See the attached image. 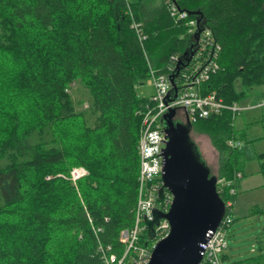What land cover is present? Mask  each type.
Segmentation results:
<instances>
[{
    "label": "trees",
    "instance_id": "trees-1",
    "mask_svg": "<svg viewBox=\"0 0 264 264\" xmlns=\"http://www.w3.org/2000/svg\"><path fill=\"white\" fill-rule=\"evenodd\" d=\"M173 1L187 20L166 0H131L140 40L126 0H0V264H102L100 244L121 252L138 200L148 100L138 87L150 68L169 73L191 51L189 21L221 45V70L207 84L219 98L238 103L264 88V0ZM77 81L89 96L83 111L69 93ZM235 121L224 111L191 124L218 152V179L243 177L229 145ZM80 166L89 175L75 183ZM252 213L264 220V209ZM149 241L145 233L141 244ZM223 261L264 264V243L253 257Z\"/></svg>",
    "mask_w": 264,
    "mask_h": 264
},
{
    "label": "built area",
    "instance_id": "built-area-1",
    "mask_svg": "<svg viewBox=\"0 0 264 264\" xmlns=\"http://www.w3.org/2000/svg\"><path fill=\"white\" fill-rule=\"evenodd\" d=\"M170 6H174L170 4ZM187 17V15L185 14ZM184 16V17H185ZM132 18V27L143 40L142 24ZM194 25V22H191ZM203 39L199 42L196 56L192 64L179 79L180 89L177 96L169 101L170 83L167 75H155L152 71L155 93L146 105L142 114L143 126L140 133V162L141 169L138 178V200L135 209V218L132 227L121 232L120 242L123 245L121 252L115 251L113 246H99L102 264H148L155 245L143 246L141 239L147 233L146 221L153 220V211L160 210L168 213L173 202V196L165 189L164 198H159V192L164 187V149L166 137L161 125L162 116L171 108H185L192 122L206 119L212 115L220 114L224 110L231 111L234 115L240 111L236 104H226L222 98H218L216 92L204 93L203 84L208 82L212 75L217 73V63L221 46L213 33L205 31ZM233 146V143H230ZM241 147V144L237 145ZM84 168H75L71 172L73 181H77L87 175ZM241 175L237 174V178ZM219 179L217 192L224 196L226 214L215 231L208 234L205 244H202V264H224L223 258L229 249V229L233 224V211L238 194V179ZM96 233H102L101 226L93 227ZM170 224L162 219L155 226V240L158 242L168 236Z\"/></svg>",
    "mask_w": 264,
    "mask_h": 264
},
{
    "label": "water",
    "instance_id": "water-1",
    "mask_svg": "<svg viewBox=\"0 0 264 264\" xmlns=\"http://www.w3.org/2000/svg\"><path fill=\"white\" fill-rule=\"evenodd\" d=\"M194 54L195 51L186 53L184 61L177 65L176 73L171 76L173 87L175 78ZM175 114L176 111L171 110L164 116L168 142L163 153L164 187L159 192V198L163 199L167 189L173 202L168 213L155 209L153 220L146 221L150 240H155V226L162 219L169 222L170 232L156 243L148 264H202V244L226 214L225 202L217 192V176L212 175L206 162L196 153L189 132L185 133L183 126L174 122Z\"/></svg>",
    "mask_w": 264,
    "mask_h": 264
},
{
    "label": "rangeland",
    "instance_id": "rangeland-1",
    "mask_svg": "<svg viewBox=\"0 0 264 264\" xmlns=\"http://www.w3.org/2000/svg\"><path fill=\"white\" fill-rule=\"evenodd\" d=\"M150 72H151V68H150ZM235 88L237 91L241 89V84L239 80L236 81ZM153 91H154L153 81L150 75L146 84L138 87V94L141 98H145L150 96L153 93ZM69 93L72 95L74 101L76 102L78 111H83L87 109L88 107L87 100L89 96L87 90L80 81H77L71 86V88L69 89ZM239 102H238V106L240 107V109H242L241 113H243V111L246 108H250V107L244 108L243 105ZM242 102H244V100ZM258 102H259V104L257 105L258 107L264 105V100H258L257 103ZM260 110H262L264 113V107L260 108ZM240 118L238 119V121L240 120ZM236 124L238 125V123ZM256 132L262 133V126L258 128ZM190 138L191 141L199 148L203 160L210 168L212 175L217 176L218 174L217 172L219 169V156L212 147L208 135L201 134L198 131L192 130L190 133ZM256 150L257 152L262 151L260 147H257ZM261 165L262 168H264V163ZM76 168H84L88 173V170L85 167L80 166ZM88 175L89 173L85 177L77 180L76 182L86 178ZM69 178L72 180L71 174ZM240 181L241 180H239V182ZM257 208L264 209V188L259 189L254 193L253 192L248 194H243L242 192L240 193L239 203L233 213L234 221L229 229V237H228L229 249L227 250L226 253L231 257L232 261L245 260L247 258L259 254L260 252V246L262 243H264V235H263L264 220L262 216L254 215L252 213ZM156 243H157L156 240L149 241L148 246L151 247Z\"/></svg>",
    "mask_w": 264,
    "mask_h": 264
},
{
    "label": "crops",
    "instance_id": "crops-1",
    "mask_svg": "<svg viewBox=\"0 0 264 264\" xmlns=\"http://www.w3.org/2000/svg\"><path fill=\"white\" fill-rule=\"evenodd\" d=\"M235 91L241 93L243 91L242 86L239 91L235 88ZM243 100L244 102H242ZM258 100H264L263 87L255 88L250 93H246L239 102L244 108H250H246L235 121L234 129L236 138L241 142L239 150L241 154V172L243 177L238 183V195L234 210L239 203V195L241 192L243 194L254 193L264 188V168H262L261 165L264 163V113L260 110L264 105L258 107ZM239 118L240 120L238 121ZM236 123H238V125ZM261 126L262 133H257L256 130ZM257 147H260L262 151L257 152Z\"/></svg>",
    "mask_w": 264,
    "mask_h": 264
},
{
    "label": "bare ground",
    "instance_id": "bare-ground-1",
    "mask_svg": "<svg viewBox=\"0 0 264 264\" xmlns=\"http://www.w3.org/2000/svg\"><path fill=\"white\" fill-rule=\"evenodd\" d=\"M167 1V4H168V7H169V11H170V14H171V16L176 20V21H185V20H187L188 19V17H189V15H188V13L187 12H185V11H181L180 10V8L178 7V5L173 1V0H166ZM126 2H127V4H128V14L130 15V18L131 17H133V19L135 20V21H137V22H139L138 20H136V18H135V16H134V13H133V11L131 10V0H126ZM170 4H173L174 6H170ZM185 14L187 15V17L185 16ZM185 16V17H184ZM191 22H194V25H191ZM139 23H141V22H139ZM142 24V23H141ZM198 24H199V22L197 23L196 21H194V20H192V21H189L188 22V26H189V31H188V33L189 34H195L194 35V37H195V41H194V44L192 45L193 46V49H191V51H189V52H187V53H191L192 51H195V54L193 55V57L191 58V60H190V63H188L187 64V66H185L184 68H182L181 69V71H180V73L178 74V76L175 78V80H174V83H175V87H173V85H172V83H171V76L173 75V74H175L176 73V69H177V66L176 65H170V67L168 68V71H169V73H166V74H157L156 73V71H154V70H151V72H150V75H151V77H152V71L155 73V75H167L168 76V78H169V83H170V93H169V95H168V100L169 101H171V100H173L176 96H177V93H178V91H179V89L181 88L180 87V85H179V79H180V77H181V75L187 70V68L192 64V62H193V59H194V57L196 56V54H197V52L199 51V49H198V46H199V42H201L202 41V39H203V36H204V32L205 31H207V30H209V31H211L212 32V30H210V29H204V27L202 28V27H200L199 26V28H198ZM143 25V24H142ZM131 28L133 29V27H132V18H131ZM135 30V29H134ZM199 31H201L200 32V34L198 35V37H197V39H196V34L199 32ZM213 33V32H212ZM214 35V34H213ZM221 46V45H220ZM192 48V47H191ZM186 55V54H185ZM185 55L183 56V58L181 59V60H179V62L180 61H184V57H185ZM219 57H220V53H219ZM219 57H218V60H219ZM218 60H217V63H218ZM179 62H178V64H179ZM177 64V65H178ZM218 66H219V69H218V71H217V73H215L214 75H212V77L213 76H215L216 74H218L219 73V71L221 70V67H220V64L218 63ZM212 77H211V79H212ZM210 79V80H211ZM210 80L208 81V82H206L205 84H203V89H204V93H212V92H216V91H214V90H211V88L210 87H208L207 86V84L210 82ZM152 81H153V79H152ZM153 88H154V91H153V93L150 95V96H148V100H147V102L143 105V107H142V110H141V113H140V117H141V120H142V126H143V117H142V114H143V112L145 111V107H146V105L150 102V99H151V97L154 95V93H155V87H154V82H153ZM176 88V89H175ZM217 93V92H216ZM218 96V95H217ZM219 98V97H218ZM224 100V99H223ZM225 102V101H224ZM226 103V102H225ZM226 104H228V103H226ZM232 104H236L237 106H238V103L237 102H234V103H231L230 105H232ZM239 107V106H238ZM240 108V107H239ZM171 110H175L176 111V114H175V117H174V122L176 123V124H181L182 125V122H180V121H177V120H182V121H185V122H187V124L189 125V129H188V134H189V138H190V133H191V131H192V128H191V124H195V123H197L198 121H200V120H204V119H199L197 122H192L191 120H190V117H189V114H188V112H187V110L185 109V108H182V107H180V108H171V109H169L163 116H162V119H161V125H162V128H163V131H164V134H165V137H166V141H165V148H166V146H167V142H168V135H167V133H166V131H165V129H166V126H165V122H164V116L166 115V114H168ZM224 111H228V110H224ZM223 111V112H224ZM229 112H231V111H229ZM241 112H242V109H240V111L237 113V114H233L232 112V115H233V117L236 119L240 114H241ZM222 113V112H221ZM220 113V114H221ZM215 115H219V114H215ZM212 116H214V115H212ZM212 116H210V117H212ZM209 117V118H210ZM206 119H208V118H206ZM142 126H141V129H142ZM140 133H141V130H140ZM190 140H191V138H190ZM139 143H140V137H139ZM230 143H233V146L232 147H238L237 145L238 144H241V142L238 140V141H236V140H230L229 141V145H230ZM231 146V145H230ZM138 150H139V145H138ZM139 157H140V151H139ZM140 169H141V162H140ZM139 175H140V172H139ZM241 175V174H240ZM218 178V177H217ZM241 178H242V175L238 178V180H241ZM219 180V179H218ZM167 190V189H166ZM168 191V190H167Z\"/></svg>",
    "mask_w": 264,
    "mask_h": 264
},
{
    "label": "flooded vegetation",
    "instance_id": "flooded-vegetation-1",
    "mask_svg": "<svg viewBox=\"0 0 264 264\" xmlns=\"http://www.w3.org/2000/svg\"><path fill=\"white\" fill-rule=\"evenodd\" d=\"M177 121H180V122H182V130L186 133V131H188V129H189V125L187 124V122H185V121H182V120H177ZM194 144V143H193ZM194 147L195 148H197L196 149V153L200 156V158L202 159V161H204L203 160V157H202V154L200 153V151H199V148L194 144Z\"/></svg>",
    "mask_w": 264,
    "mask_h": 264
}]
</instances>
